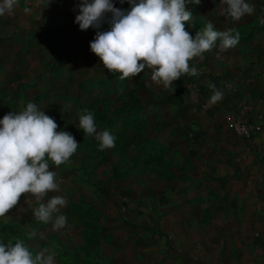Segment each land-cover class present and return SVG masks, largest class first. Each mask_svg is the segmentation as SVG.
<instances>
[{
    "label": "rangeland",
    "instance_id": "obj_1",
    "mask_svg": "<svg viewBox=\"0 0 264 264\" xmlns=\"http://www.w3.org/2000/svg\"><path fill=\"white\" fill-rule=\"evenodd\" d=\"M219 2H187L185 28L194 38L211 22L238 30L239 43L222 50L217 41L189 62L200 74L170 88L147 68L127 80L109 73L90 42L111 14L81 31L80 0H17L0 17V119L32 102L79 144L68 162L49 161L59 189L45 202L65 198L67 226L35 219L41 201L25 194L0 217V243L22 241L34 255L46 247L55 264H264V0H247L254 11L240 21ZM209 83L222 92L215 104ZM89 113L116 137L113 148L100 151L78 127ZM230 115L256 134L239 139Z\"/></svg>",
    "mask_w": 264,
    "mask_h": 264
},
{
    "label": "clouds",
    "instance_id": "obj_2",
    "mask_svg": "<svg viewBox=\"0 0 264 264\" xmlns=\"http://www.w3.org/2000/svg\"><path fill=\"white\" fill-rule=\"evenodd\" d=\"M126 2L130 10L124 11L116 8L112 0H80L75 17L79 29L87 31L99 29L106 15L111 14L109 30L96 32L90 50L109 73H120L121 80L132 79L147 68L152 82L170 88L183 75L198 76L197 68L189 62L194 58L202 60L217 41L222 50L234 48L240 41L238 30L219 31L211 22L193 38L185 28L193 17L186 3L199 4L200 0ZM219 4L222 14L233 21L254 11L247 0H220ZM16 6L17 0H0V17L11 15ZM208 87L213 91L210 104L222 99L215 84L209 83ZM78 127L100 142V151L115 146L116 137L110 131H97L93 114L82 115ZM57 129L56 121L32 102L22 111H12L0 119V217H7L20 198L30 194L31 199L41 201L32 210L35 219L51 224L54 231L67 226V217L61 211L66 207L65 198L54 195L45 202L48 193L59 189L49 161L57 167L68 162L79 144L72 134ZM36 236L33 230L28 238ZM0 264H55V253L45 247L34 255L22 241L14 245L0 243Z\"/></svg>",
    "mask_w": 264,
    "mask_h": 264
},
{
    "label": "built area",
    "instance_id": "obj_3",
    "mask_svg": "<svg viewBox=\"0 0 264 264\" xmlns=\"http://www.w3.org/2000/svg\"><path fill=\"white\" fill-rule=\"evenodd\" d=\"M227 121L239 139L247 141L256 134L257 126L253 123H249L246 120L231 115L227 117Z\"/></svg>",
    "mask_w": 264,
    "mask_h": 264
},
{
    "label": "crops",
    "instance_id": "obj_4",
    "mask_svg": "<svg viewBox=\"0 0 264 264\" xmlns=\"http://www.w3.org/2000/svg\"><path fill=\"white\" fill-rule=\"evenodd\" d=\"M263 78H264V76H263ZM263 121H264V118H263ZM260 123V122H259ZM261 124V123H260ZM263 126V125H262ZM262 129H263V133L261 134V136H260V138H262V139H264V127H262Z\"/></svg>",
    "mask_w": 264,
    "mask_h": 264
},
{
    "label": "trees",
    "instance_id": "obj_5",
    "mask_svg": "<svg viewBox=\"0 0 264 264\" xmlns=\"http://www.w3.org/2000/svg\"><path fill=\"white\" fill-rule=\"evenodd\" d=\"M203 26V25H202ZM205 27V26H204Z\"/></svg>",
    "mask_w": 264,
    "mask_h": 264
}]
</instances>
